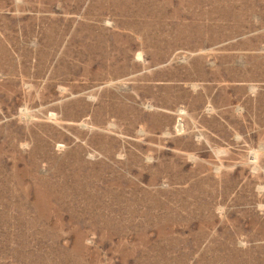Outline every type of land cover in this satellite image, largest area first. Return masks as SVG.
I'll return each mask as SVG.
<instances>
[{
	"label": "rangeland",
	"instance_id": "1",
	"mask_svg": "<svg viewBox=\"0 0 264 264\" xmlns=\"http://www.w3.org/2000/svg\"><path fill=\"white\" fill-rule=\"evenodd\" d=\"M0 264H264V0H0Z\"/></svg>",
	"mask_w": 264,
	"mask_h": 264
}]
</instances>
